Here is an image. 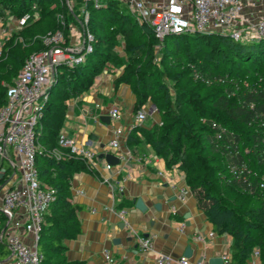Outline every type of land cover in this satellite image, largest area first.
<instances>
[{
    "label": "trees",
    "instance_id": "1",
    "mask_svg": "<svg viewBox=\"0 0 264 264\" xmlns=\"http://www.w3.org/2000/svg\"><path fill=\"white\" fill-rule=\"evenodd\" d=\"M50 1L58 2L0 0V11H14L18 18H23L33 5V9H37L38 4H49ZM80 4L86 10L83 14L90 16L85 28L94 36L93 51L84 63L60 68L54 85L48 90L47 100L42 103L35 128L40 147L36 160L39 180L43 188L54 189L56 193V200L45 213L40 236L38 249L43 255L42 264H81L68 262L63 255L64 247L55 245L51 248L45 243V237L49 233L55 243L57 239L73 238L80 231L78 213L84 206L72 202L70 187L74 173L87 167L84 160L69 155L60 147L59 134L67 101L92 85L102 71L98 67L102 55L113 49L107 45L111 39L93 31V18L107 24L111 33L119 31L123 38L128 37L123 21L125 8H121L120 3L104 1L95 7L92 1L80 0ZM54 7L55 11L44 7L46 9L39 13L37 21H33L34 16H28L20 34L13 35L14 32L6 41L0 59V110L7 103L6 88L15 82L26 60L32 53L45 48L43 37L58 31L69 37L72 27L82 24L64 2L56 3ZM143 25L157 39L153 51L160 48L167 67L163 77L171 82L149 81L145 59L127 60L128 66L136 69L118 77L116 82L131 86L136 95L134 112L147 105L151 98L163 122L160 125L153 121L146 129L136 127L129 134L128 144L131 148L141 144L142 140L136 134L139 131L144 142L165 160L167 166L178 165L185 173L186 184L196 198L198 208L212 224L213 231L232 237L231 264H246L254 247H259L264 264V192L246 191L241 182L232 179L227 167L228 158L222 151L225 142L230 141L227 135L233 133L242 154L247 148L250 151L244 155V160H250L253 169L264 173V39L245 43L228 35L196 32L170 35L160 42L152 28ZM216 36H219L218 44L206 49H188L180 53L179 45L175 44L183 39L212 44L206 40ZM169 43L176 45L175 49H168ZM134 50L135 47L128 45L126 54L131 55ZM98 52L102 54L100 57H96ZM242 65L244 71L240 70ZM252 66L257 67L255 71H250ZM132 79H135L133 84ZM63 84L65 96L62 95L56 104L52 100L57 87ZM213 122L227 130L225 141H216ZM52 149L61 154L60 159L50 153ZM13 170L11 167L10 171ZM0 216L5 218L1 211ZM51 230L55 238L51 236ZM2 240L5 242L4 238ZM4 242L0 243L2 258L10 255L9 249L8 252L4 250Z\"/></svg>",
    "mask_w": 264,
    "mask_h": 264
},
{
    "label": "built area",
    "instance_id": "2",
    "mask_svg": "<svg viewBox=\"0 0 264 264\" xmlns=\"http://www.w3.org/2000/svg\"><path fill=\"white\" fill-rule=\"evenodd\" d=\"M92 1L99 7L104 1L118 2L140 23L152 28L159 41L170 35L185 33H219L228 35L235 41L254 42L264 39V16L251 20L246 16L248 0H85ZM86 13L85 19H88ZM28 15L20 23L24 24ZM16 27L4 24L0 15V59L4 55L5 43L15 32ZM94 36L86 30L83 38H76L74 34L66 37L58 31L43 37L45 48L32 53L26 60L15 82L6 88L7 103L0 110V159L7 158L11 167L19 174L17 184L9 189L2 198L0 211L7 221L2 238L10 251V258L14 264H42L43 255L39 252V242L45 213L56 200L54 189L43 188L39 180L37 155L40 147L37 143L36 125L41 116L43 101L47 100V93L56 75L62 67H75L84 63L93 51ZM152 105L147 104L134 112L133 120L128 125L132 131L143 126L149 118L162 125L158 109L155 107L149 113ZM110 118L119 121L122 113L118 107L110 111ZM215 128V139L221 143L225 141L227 130L221 124L212 123ZM114 137L108 142V149L116 152V157L122 161H132L133 153L127 148L126 131L122 127L113 130ZM229 142H225L223 153L228 158L227 167L232 179L241 182L246 191L264 192V173L252 168L250 160H244L249 149L244 153L237 147V139L233 133L227 135ZM239 144V143H238ZM59 145L68 151L69 155L85 161L87 165H95L98 155L86 143H78L67 133L59 134ZM223 147V146H222ZM54 156L61 158L55 151ZM145 157L134 160L141 162ZM107 171L114 166L106 163ZM107 181V179H106ZM125 180L116 184L117 194L125 192ZM191 192L186 184L178 191L177 199L183 201ZM107 209V208H105ZM121 223L128 228V209L117 210ZM93 212L96 210L93 209ZM169 214L178 216V206L172 202ZM130 236L136 241L141 253L155 252L156 234L144 235L140 231L129 228ZM216 233L211 231L209 237ZM196 239L205 241L206 236L198 234ZM157 264H193L186 258H173L157 252ZM104 258L108 264H118L117 259L109 250L104 251ZM224 264H231V252L221 257ZM196 264H203L199 261ZM248 264H262L259 247H254Z\"/></svg>",
    "mask_w": 264,
    "mask_h": 264
},
{
    "label": "crops",
    "instance_id": "3",
    "mask_svg": "<svg viewBox=\"0 0 264 264\" xmlns=\"http://www.w3.org/2000/svg\"><path fill=\"white\" fill-rule=\"evenodd\" d=\"M257 1L248 0L246 16L251 20L264 16V8L256 7ZM117 78L118 75L112 71L103 69L87 90L69 99L61 132L67 133L78 143H86L97 155L116 154L108 149L107 144L114 137L113 130L122 127L126 131L124 140L126 138L127 148L132 151L134 159L145 157L146 160L122 161L112 171H107L106 160L98 159L95 165L86 164L87 169L75 172L70 196L72 202L84 206L78 213L80 231L73 238L57 239L55 243L47 233L45 243L51 248L62 245L65 259L81 264H108L104 258L106 250L113 253L118 264H157V252L176 259L186 258L193 264L199 261L210 264L211 258L222 257L230 251L232 237L228 234L209 237L213 231L212 224L198 208L193 193L190 192L183 201L176 198L179 189L186 186L185 173L178 165L167 166L165 160L144 142L139 131L136 134L141 138V144L130 147L128 139L131 131L128 125L133 120L136 95L129 84L117 83ZM113 107L120 109L121 120H103L110 117ZM145 125L140 128H148ZM10 169L9 159H0V207L4 194L18 182L19 174ZM122 180H125V192L117 194L114 189ZM139 198L147 206L146 212L136 207ZM172 202L178 206L176 217L169 214ZM157 204L162 206L160 210L156 208ZM113 207L117 210L128 209V228L120 229L118 214L110 210ZM6 225V219L0 216V243L4 242L2 234ZM130 227L144 235L156 234L155 252L141 253L130 236ZM198 234L205 235V241L197 240ZM51 236L55 238L53 230ZM115 240L120 242L114 243ZM4 244V250L8 252ZM0 264L14 262L8 255L0 257Z\"/></svg>",
    "mask_w": 264,
    "mask_h": 264
},
{
    "label": "rangeland",
    "instance_id": "4",
    "mask_svg": "<svg viewBox=\"0 0 264 264\" xmlns=\"http://www.w3.org/2000/svg\"><path fill=\"white\" fill-rule=\"evenodd\" d=\"M58 2L50 1L49 4L42 3L38 4L37 9L33 5L32 8L28 12V16H34L33 21H37L39 19V13L41 11H45L46 8L49 7L50 11H55L54 5L56 3H62L64 2L67 6V8L72 11L82 22L79 25L75 24L72 27V31L70 33L74 34L76 38H79L80 41L84 36V33L86 30H89L86 27V24L88 23V20H90V16H88V19H84L86 10H84L83 6L80 4V0H57ZM256 7H260L262 10L264 7L262 6L264 3V0H258L256 2ZM35 4V3H34ZM37 5V4H36ZM59 7V6H58ZM121 8H123V5H121ZM125 10V16L123 17V21H125L126 26L125 29H127L128 37L123 38L121 34H119V31L112 32L110 31V28L107 24H105L103 21L98 22L96 18H93V22L91 23L94 26L93 31L96 33V35H101L102 37L111 39L110 43H108V46L113 47V49L106 52V54H99V52L96 54V57H100L102 55L101 61L102 63L99 68L110 70L118 77L126 75V73L129 70H133L136 68H133L134 66H128L126 63L128 59H131L132 61H141L145 59V71L149 75V81L152 82H166L170 84V80L163 77V72L166 71V62L164 61V56L161 54L160 48L158 47L157 50L154 52V46L157 45V39L154 37L152 31L145 27L143 24H140L126 9ZM264 10V9H263ZM0 15L2 17L4 24H11L16 27L15 33L13 35H19L20 32L25 28L24 24L20 23V20L22 18H18L14 11L7 10L6 12L0 11ZM117 19V18H116ZM115 19V20H116ZM27 26V25H26ZM119 26V25H118ZM90 31V30H89ZM219 36H216L215 38H210L206 40V42L209 43H199L198 41H186V39H183L181 41H178L175 43L176 45H179L178 51L180 53H183L185 50L192 49L193 51L199 50V49H206L211 48L218 44ZM94 42V41H93ZM161 42V41H160ZM223 42V41H221ZM130 45L131 47H135L134 52L130 54H126V48ZM176 45L169 43L168 49H175ZM225 46V45H224ZM150 50H152L150 52ZM148 54V56H147ZM240 65V64H239ZM128 66V70H126ZM243 65L241 66L240 70L244 71ZM257 67L252 66L250 67V71L256 70ZM264 73V72H262ZM65 81L64 79H62ZM135 82V79L131 80V84ZM66 84V82L64 83ZM60 85L57 87V92L55 94V98H53V102L58 104V101H60L62 95L65 96L64 92V86ZM148 104L154 105L151 98L148 99ZM153 118H149L148 121L145 123L146 127H150L153 123ZM53 151V152H52ZM50 153H55V149H52Z\"/></svg>",
    "mask_w": 264,
    "mask_h": 264
},
{
    "label": "water",
    "instance_id": "5",
    "mask_svg": "<svg viewBox=\"0 0 264 264\" xmlns=\"http://www.w3.org/2000/svg\"><path fill=\"white\" fill-rule=\"evenodd\" d=\"M54 85V81L52 82L50 88H52V86ZM155 105H152L149 113L152 114V112L154 111L155 109ZM103 120H106L107 122L110 121V117H105V119L103 118ZM98 159L99 160H103L105 159L106 162L111 165V166H117L120 164V159L118 157H116L113 153H102V154H99L98 155ZM136 207L138 209H140L141 211L143 212H146L147 211V206L145 205L144 201L142 200V198H139L136 200ZM156 208L157 209H161L162 206L160 204H157L156 205ZM120 229H124L125 228V224L124 223H121L119 225ZM120 241L119 240H115L114 243H119ZM209 263L210 264H224L223 262V259L221 257H215V258H211L209 260Z\"/></svg>",
    "mask_w": 264,
    "mask_h": 264
}]
</instances>
